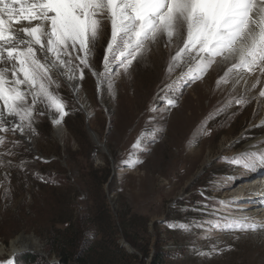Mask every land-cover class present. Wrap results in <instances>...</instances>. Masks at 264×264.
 Segmentation results:
<instances>
[{"label":"rangeland","instance_id":"374dc122","mask_svg":"<svg viewBox=\"0 0 264 264\" xmlns=\"http://www.w3.org/2000/svg\"><path fill=\"white\" fill-rule=\"evenodd\" d=\"M110 35V23L105 21L90 60L98 73L104 70ZM175 52L165 38L134 60L127 73L113 65L99 90L89 69H84L82 80L77 70L78 99L60 79V87L53 90L68 115L54 124L59 113L40 104L45 114L34 113L36 134L28 129L22 134L36 153L17 132L0 133L5 137L0 152L12 153L2 157L12 166L0 168V248H4L0 264L9 260L65 264L55 249L76 233L80 248L104 253L115 264H264V235L207 231L209 220L244 214L247 207H236L240 201L230 195L232 189L247 176L264 173V166L237 169L221 159L256 150L247 145L264 135V97L259 96L264 79L257 91L236 86L230 96L231 81L216 87L230 65L214 64L200 80H178L188 66L168 73ZM108 80L113 83L111 93ZM177 80L172 89L165 87ZM240 95H247L249 103L241 106L233 101L218 112L232 96ZM77 100L85 106L89 126L109 154L90 134ZM142 132L154 134L144 135L133 150ZM259 141L258 147L264 149V137ZM130 153L140 161L135 166H130ZM220 200L229 201L227 207ZM180 223L190 230L175 227ZM21 233L37 237L41 251L10 254V241ZM129 254L137 258L130 259ZM26 256L34 260L28 262Z\"/></svg>","mask_w":264,"mask_h":264},{"label":"snow or ice","instance_id":"6c2138e0","mask_svg":"<svg viewBox=\"0 0 264 264\" xmlns=\"http://www.w3.org/2000/svg\"><path fill=\"white\" fill-rule=\"evenodd\" d=\"M105 21L110 23L111 35L104 52V70L97 73L90 60L104 32ZM165 38L167 46L176 47L168 73L181 65L188 66L178 80H200L214 64H228L230 67L216 81V87L231 81V96L241 81L248 84L244 73H260L248 88L249 92L264 76V0H0V133L23 134L28 129L36 134L34 113L45 114L38 107L40 104L59 113V119L53 121L59 124L68 115L64 101L53 90V86L60 87L61 78L73 81L78 70L82 80L84 69H89L96 77L99 90L106 74L113 72V65L127 73L134 60ZM74 60L79 63L74 65ZM178 80L165 87L172 89ZM70 86L74 92L78 89V85ZM107 89L112 92L111 80L107 82ZM259 96L264 97V90ZM233 101L241 106L249 103L247 95L232 96L218 112L231 107ZM167 103L174 106L171 99ZM146 134L154 133L142 132L133 150L139 148L140 139ZM4 142L5 137L0 136V145ZM252 147L256 150L221 159L237 169L256 170L264 166V149ZM11 154L0 152V168L12 166L10 160L6 164L2 159ZM129 160L130 166L140 162L131 153ZM9 191L5 188L6 194ZM200 194L203 196L204 192ZM218 203L227 207L229 201ZM208 224V232L217 229L264 235V220L244 214H229L209 220ZM175 227L190 230L184 223ZM215 250L213 245L212 252ZM212 252L199 254L210 256ZM3 264H12V261Z\"/></svg>","mask_w":264,"mask_h":264},{"label":"bare ground","instance_id":"6f19581e","mask_svg":"<svg viewBox=\"0 0 264 264\" xmlns=\"http://www.w3.org/2000/svg\"><path fill=\"white\" fill-rule=\"evenodd\" d=\"M33 23L36 22L34 21ZM14 27L18 28L20 27V25H14ZM92 68L94 71L97 72V70L93 66ZM244 75L248 76V84L245 85V83L241 81V83L237 86L239 88L248 89L251 83L255 82L256 77L260 76V73L259 71H257L254 74L244 73ZM61 79L66 81L69 84V86L78 85L77 78L73 81H67L66 78H61ZM260 79L263 80L264 76H261ZM71 90L73 91L72 87ZM76 91L78 92V89ZM17 134L22 135L20 132H17ZM56 134L58 136L61 135L60 129H56ZM263 137L264 135H261L257 140L249 143L247 145L248 147L247 149H253L254 147L252 146H259V142H260L259 140H261V138ZM230 195H232L234 199H238L240 201V203L236 206L237 208L243 206L247 207V210H245L244 214L251 217H255L257 219L264 220V173L262 175H258L255 177L247 176L243 181H239V183L236 184V187L232 189ZM9 249H10V254L27 252L31 250L39 252L41 251V243L39 242V239L35 237L33 234L27 235L25 233H21L10 241ZM3 250H4L3 247L0 248V253H2Z\"/></svg>","mask_w":264,"mask_h":264},{"label":"trees","instance_id":"16d2710c","mask_svg":"<svg viewBox=\"0 0 264 264\" xmlns=\"http://www.w3.org/2000/svg\"><path fill=\"white\" fill-rule=\"evenodd\" d=\"M82 233V232H81ZM76 233L71 239L59 247H56L55 251L58 254L61 261L65 264H115L114 260H110L104 253H98L95 249L87 250L86 248H80L79 242L81 238ZM80 235V234H79ZM81 236H83L81 234ZM96 254V255H95ZM130 259L137 258V255L129 254ZM26 259L28 256L25 257ZM159 257H156V259ZM32 256L28 258V262L33 261ZM129 264V262H127Z\"/></svg>","mask_w":264,"mask_h":264},{"label":"water","instance_id":"95a60500","mask_svg":"<svg viewBox=\"0 0 264 264\" xmlns=\"http://www.w3.org/2000/svg\"><path fill=\"white\" fill-rule=\"evenodd\" d=\"M72 92H73V91H72ZM73 94L75 95L76 99H78V95H77L78 92L75 91V92H73ZM77 103H78V105L82 108L83 112L85 113V119H86V123H87V128H88L90 134L92 135L93 139L96 141V143H98V145H100V146L103 148V150H104L106 153L109 154V152H108L106 146H105L102 142L99 141V139H98L96 133L90 128L89 123H88V113H87V111H86L85 106L82 105V103H81L80 101H78V100H77ZM19 136H20V138L23 140V142L26 143V145L28 146V148H29L31 151H33V152L36 153V149L32 147V144H31L30 141L27 139V137L22 136V135H19Z\"/></svg>","mask_w":264,"mask_h":264}]
</instances>
